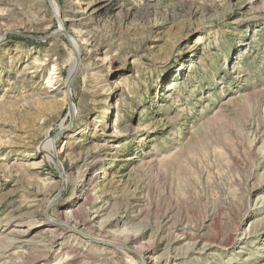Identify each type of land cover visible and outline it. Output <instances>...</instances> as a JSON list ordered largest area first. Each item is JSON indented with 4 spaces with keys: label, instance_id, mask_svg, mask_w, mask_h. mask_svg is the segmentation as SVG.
<instances>
[{
    "label": "rangeland",
    "instance_id": "rangeland-1",
    "mask_svg": "<svg viewBox=\"0 0 264 264\" xmlns=\"http://www.w3.org/2000/svg\"><path fill=\"white\" fill-rule=\"evenodd\" d=\"M94 2L0 0V264H264V0Z\"/></svg>",
    "mask_w": 264,
    "mask_h": 264
},
{
    "label": "bare ground",
    "instance_id": "bare-ground-1",
    "mask_svg": "<svg viewBox=\"0 0 264 264\" xmlns=\"http://www.w3.org/2000/svg\"><path fill=\"white\" fill-rule=\"evenodd\" d=\"M50 1H51V6L54 9V12L56 13V15H59V13L62 12L61 11V4L59 3V0H50ZM102 1H104V0H95L94 3L95 4H100V2H102ZM86 18H88V17H86ZM83 19H85V17H81L78 20H83ZM62 30L63 29L60 28V31H62ZM78 33L81 34V36H85L86 35V37H82V38L84 40H86V42L88 44H90V45H92L94 47L99 45V43L97 41V38L98 37H96V34H91L87 30L86 31L80 30V31H78ZM68 35H69V40L68 41L71 43V45L73 46V48L75 49V51L77 52V54H79L80 56H82V54H83V46L80 43V40H82V39H80L76 35L74 36V34H72V33H68ZM48 37H50V36H46V37H44V39H46ZM79 61L82 62V57L79 60L74 59L72 61L71 65H70V69H69L68 79H70L72 76H74V78H75L76 67H77ZM67 81L65 82V85H66ZM68 94H69V96L71 98V96H72L71 84H70V87H69ZM71 106H72V103H71ZM74 111H76V107L74 108ZM40 147L44 151V153L47 154V156L49 157V159L51 161H53L54 163H56V168H58V171L61 174V177H64V175H66V172H67L66 171V167H65L64 163L60 159L59 152L58 153L55 152L52 140L50 138L47 139V140H45L41 144ZM64 179H65V184L64 185H67L68 179L66 177H64ZM58 222H60V221H58ZM58 222H57V224H58ZM57 224H55V225H57ZM51 230H53V229H51ZM114 245H115L116 249H119L121 251H123V249L125 248V246H128V244H124V243H120V242H115ZM188 250L185 251L184 253H187ZM135 251H136V253L138 252L140 254V257H142V261H141L142 264H149V261H150V264H152V262H151L152 255L149 253V251L147 249H144V250H141L140 251V248H136ZM179 254H181V253H175V254L168 255L167 258H166V262L164 264H168L169 263L168 261L171 258H172V260L175 263L176 261H178L180 259L179 258ZM154 261H155V263H153V264H162L161 263L162 257H160V258H158V259H156Z\"/></svg>",
    "mask_w": 264,
    "mask_h": 264
},
{
    "label": "water",
    "instance_id": "water-1",
    "mask_svg": "<svg viewBox=\"0 0 264 264\" xmlns=\"http://www.w3.org/2000/svg\"><path fill=\"white\" fill-rule=\"evenodd\" d=\"M53 9V8H52ZM54 34V33H53ZM73 79H74V76H72L70 79H69V81H68V84H67V91H69V87H70V84H72V82H73ZM68 98H69V100L71 101V98H70V96H69V94H68ZM58 162V161H57ZM59 164V163H58ZM58 169V168H57ZM125 249V248H124Z\"/></svg>",
    "mask_w": 264,
    "mask_h": 264
}]
</instances>
